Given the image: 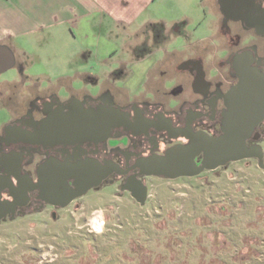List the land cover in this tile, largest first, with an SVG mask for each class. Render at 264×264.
<instances>
[{
	"label": "rangeland",
	"instance_id": "rangeland-1",
	"mask_svg": "<svg viewBox=\"0 0 264 264\" xmlns=\"http://www.w3.org/2000/svg\"><path fill=\"white\" fill-rule=\"evenodd\" d=\"M165 1L170 7L163 13L164 7L156 6V15L166 22L167 30L156 23L160 25L156 33L152 26L141 32L139 55L157 51L163 33L173 34L163 43L166 47L202 51L203 45L198 49L192 42L210 33L212 12L217 16L214 27L220 25L218 0L215 6L214 0ZM192 10L197 22L180 19ZM62 35L45 28L23 38L27 49L23 65L1 74L0 81L26 79L28 84L47 88L57 86L60 76L72 75L66 81L73 89H85L91 95L101 92L103 87L97 81L85 83L74 76L76 71L86 70L95 75L93 57L83 60L75 54L68 33ZM184 35L190 38L184 40ZM214 37L220 42L212 46L209 60L216 58L215 50L224 41L217 34ZM176 64V58L168 59L164 65L167 75L174 69L168 67ZM158 66L135 76L134 83L140 84L138 95L149 93L151 80L159 82ZM121 82L114 79L118 86ZM58 87L62 96L68 95L65 86ZM260 145L264 150V136ZM147 185L144 205L128 193L119 196L117 186L103 187L90 191L76 202L78 206L58 211L55 219L48 210L0 223V264H86L87 259L90 264H119L122 258L124 264H140V260L149 262L151 256L161 264H264V167L257 158L232 162L195 177H151Z\"/></svg>",
	"mask_w": 264,
	"mask_h": 264
},
{
	"label": "flooded vegetation",
	"instance_id": "flooded-vegetation-1",
	"mask_svg": "<svg viewBox=\"0 0 264 264\" xmlns=\"http://www.w3.org/2000/svg\"><path fill=\"white\" fill-rule=\"evenodd\" d=\"M218 4L221 20L215 30L217 38L221 36L224 41L215 50L216 58L206 60L193 53L185 56L186 59L177 61L176 66L168 67L174 68L172 74L167 75L165 67L161 83L151 80L152 84L147 85L149 93L131 96L109 85L95 95L85 89L76 91L65 87L69 93L62 96L58 92L61 88L54 84L44 88L35 83L28 84L26 79L0 83V87L6 88V93L2 88L0 90V223L48 210L55 219L58 211L78 206L76 202L90 191L103 187L117 186L119 196L128 193L137 201L128 189H137L133 183L145 184L149 190L148 178H166L144 174L146 160L166 156L171 148L189 145L198 134L214 137L221 134L226 111L225 95L238 82L233 68L235 57L251 52L255 58L253 65L264 71V35L247 27L239 18L246 11L252 12V18L261 17L264 0H245L246 6L230 3L226 14L221 10L220 0ZM154 29L159 30V25H154ZM157 38L154 37L156 41ZM167 38L171 37L163 35L162 41ZM186 38L182 36V39ZM215 42L220 41L216 39ZM183 49L167 55V58H184ZM205 52L206 48H203ZM76 102L93 112L102 108H120L128 113L131 127L115 126L108 138L101 141L47 147L26 141L27 131L38 130L42 120L51 113L60 109L71 111ZM257 131L264 136V121ZM261 139L255 141L252 138L248 144H260ZM203 159V153L195 156L198 165ZM230 163L203 172L216 171ZM78 170L86 173L83 180L104 171L107 174L98 186L74 197L83 184L74 176ZM183 177L195 176L177 178ZM49 188L55 190L50 193Z\"/></svg>",
	"mask_w": 264,
	"mask_h": 264
},
{
	"label": "crops",
	"instance_id": "crops-1",
	"mask_svg": "<svg viewBox=\"0 0 264 264\" xmlns=\"http://www.w3.org/2000/svg\"><path fill=\"white\" fill-rule=\"evenodd\" d=\"M215 5L216 1L213 6ZM156 6L161 9L164 7V13L166 6L170 7V4L165 0H0V69L11 63V60L14 65L9 69L21 67L24 63L22 56L27 54L22 39L36 35L45 28H51L61 37L62 34L68 33L75 44V54L80 55L83 60L93 57L96 74H90L83 69L86 71H76L75 77H81L85 83L97 81L96 84L102 87L113 85L122 93L138 96L136 87L140 84L134 83L135 76L147 73L150 67L159 64L155 72L158 75V83H161L164 65L168 61L167 55L177 54L182 49L177 47L171 49L163 45L162 41L157 51L139 55L137 39L141 32L151 26L153 32L156 23H162L161 30H167L166 22L157 18ZM180 19L191 23L197 22L198 16L192 10L181 15ZM180 19L178 21H181ZM215 19L216 14L212 12L210 33L192 42L198 49L202 45L206 48L205 53L203 49L202 52L200 50L193 52L194 55L198 54L206 60L212 54L211 48L216 43L213 24ZM181 52H184V58L175 57L176 61L186 59L185 56L192 53L186 51V48ZM120 70L125 73L117 74L116 71ZM6 71L0 72V75ZM72 77L60 76L57 83L59 86L73 89L66 81ZM114 79L122 80L123 84L118 86ZM12 81L15 79H4L0 83Z\"/></svg>",
	"mask_w": 264,
	"mask_h": 264
},
{
	"label": "water",
	"instance_id": "water-1",
	"mask_svg": "<svg viewBox=\"0 0 264 264\" xmlns=\"http://www.w3.org/2000/svg\"><path fill=\"white\" fill-rule=\"evenodd\" d=\"M224 1L228 2L225 3ZM245 0H223L221 10L226 14L233 5H244ZM253 2V0H249ZM230 5V6H229ZM246 6V5H244ZM244 15V16H243ZM251 11L242 13L241 20L249 28H255L258 34L264 35V12L259 18H252ZM13 59V58H12ZM255 58L251 52L238 54L233 68L238 82L225 95L226 111L223 114L221 134L214 137L202 133L194 136L189 145L171 148L166 156H157L146 160V175H158L174 179L180 176H196L204 170H215L229 162H237L257 158L259 165L264 167V150L260 144H248V140L261 139L258 126L264 121V71L253 65ZM14 65L13 61L2 67L6 71ZM71 111L63 109L51 113L44 118L41 127L36 131L25 133L26 141L33 145L53 146L72 142L90 140L101 141L110 135L115 126L129 128L131 122L126 111L120 108H102L97 112L85 109L80 102ZM203 153L204 159L200 165L195 162V156ZM104 171L89 180L86 173L76 171L75 175L83 184L74 197L84 195L89 189L98 186L106 177ZM137 188H128L132 196L144 205L148 197V189L140 182L133 183ZM50 193L55 189L49 188ZM125 188L122 187V190Z\"/></svg>",
	"mask_w": 264,
	"mask_h": 264
},
{
	"label": "trees",
	"instance_id": "trees-1",
	"mask_svg": "<svg viewBox=\"0 0 264 264\" xmlns=\"http://www.w3.org/2000/svg\"><path fill=\"white\" fill-rule=\"evenodd\" d=\"M115 247H116V246H115ZM123 260H124L123 258L120 259V263H119V264H124V263H123ZM86 261H87L86 264H90V263L88 262V261H90L89 259H87ZM102 262H103V261H101V262H99V263L102 264ZM140 264H161V263H160V262H157V261L155 262V261L152 259V256H151L149 262H144V261H141V260H140Z\"/></svg>",
	"mask_w": 264,
	"mask_h": 264
},
{
	"label": "bare ground",
	"instance_id": "bare-ground-1",
	"mask_svg": "<svg viewBox=\"0 0 264 264\" xmlns=\"http://www.w3.org/2000/svg\"><path fill=\"white\" fill-rule=\"evenodd\" d=\"M99 224V223H98Z\"/></svg>",
	"mask_w": 264,
	"mask_h": 264
}]
</instances>
